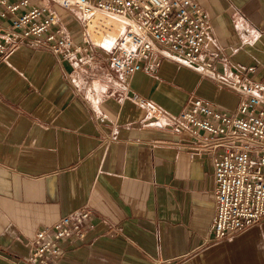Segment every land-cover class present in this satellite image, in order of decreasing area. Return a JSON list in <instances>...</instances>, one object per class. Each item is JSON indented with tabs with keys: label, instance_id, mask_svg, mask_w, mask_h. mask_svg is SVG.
I'll use <instances>...</instances> for the list:
<instances>
[{
	"label": "crops",
	"instance_id": "obj_1",
	"mask_svg": "<svg viewBox=\"0 0 264 264\" xmlns=\"http://www.w3.org/2000/svg\"><path fill=\"white\" fill-rule=\"evenodd\" d=\"M33 1L55 13L53 30L89 40L78 11ZM195 1L214 73L264 84V0ZM93 42L67 60L31 38L0 58V264H25L32 236L83 206L93 228L50 264H264V220L214 240L216 152L171 122L196 97L232 115L239 95L154 51L118 74Z\"/></svg>",
	"mask_w": 264,
	"mask_h": 264
},
{
	"label": "built area",
	"instance_id": "obj_2",
	"mask_svg": "<svg viewBox=\"0 0 264 264\" xmlns=\"http://www.w3.org/2000/svg\"><path fill=\"white\" fill-rule=\"evenodd\" d=\"M63 9L78 11L88 26L95 10L125 19L124 30L113 40L107 60L114 72L130 76L142 68L149 52L190 67L239 95L232 115L213 103L191 98L171 122L174 128L194 138L199 150L216 152L213 164L216 213L211 230L214 240L231 238L264 220V84L214 73L213 52L206 49L211 24L208 13L195 0H52ZM0 58L20 42L33 39L55 54L72 60L87 52L90 40L76 44L63 30H53L58 18L33 0H0ZM85 53L84 61L94 60ZM247 72L253 67L248 66ZM133 99L148 108L150 117L160 111L138 96ZM154 109V110H153ZM157 112V113H156ZM87 206L77 208L43 226L30 239L25 264H50L62 256V243L84 239L93 228ZM115 235L118 233L115 231Z\"/></svg>",
	"mask_w": 264,
	"mask_h": 264
},
{
	"label": "bare ground",
	"instance_id": "obj_3",
	"mask_svg": "<svg viewBox=\"0 0 264 264\" xmlns=\"http://www.w3.org/2000/svg\"><path fill=\"white\" fill-rule=\"evenodd\" d=\"M103 15H105V16L113 19V20H116L118 23L114 22L113 20L112 21L105 20ZM117 16L118 15H114V14H111V13H107V12H104V11H98V10H95L91 14V20L88 23V26L91 24L90 33H91L92 38L94 39V41L98 44L97 46L105 47V48L108 49L109 47H111V45L113 43V40L121 33V31L124 30L126 21H125L124 18L121 19L122 17H120V16L117 17ZM102 32H103V35H104L105 39L102 40V42L99 44L98 43L99 41H98L97 37L100 36L102 34Z\"/></svg>",
	"mask_w": 264,
	"mask_h": 264
},
{
	"label": "rangeland",
	"instance_id": "obj_4",
	"mask_svg": "<svg viewBox=\"0 0 264 264\" xmlns=\"http://www.w3.org/2000/svg\"><path fill=\"white\" fill-rule=\"evenodd\" d=\"M98 11H100V10H98ZM102 15V14H101ZM104 16V18H105V20H110V21H112L113 19H111V18H109V17H107V16H105V15H103ZM117 17H119V16H117ZM107 18V19H106ZM121 19H123V18H121ZM114 22H116V23H118L116 20H113ZM94 22V21H93ZM86 28V31H87V33H88V38H89V40L94 44V39L91 37V35H90V29H91V24L87 27H85ZM122 32V31H121ZM107 33V32H106ZM101 34V33H100ZM100 37V38H99ZM98 38V43H101L102 42V40H104L105 39V37H104V35H103V32H102V34L100 35V36H98L97 37ZM107 38V37H106ZM93 39V40H92Z\"/></svg>",
	"mask_w": 264,
	"mask_h": 264
}]
</instances>
